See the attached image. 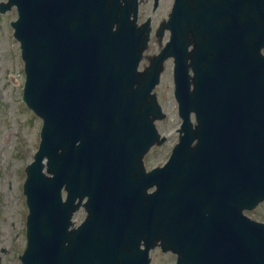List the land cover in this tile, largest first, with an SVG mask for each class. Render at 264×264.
Here are the masks:
<instances>
[{
    "label": "water",
    "instance_id": "95a60500",
    "mask_svg": "<svg viewBox=\"0 0 264 264\" xmlns=\"http://www.w3.org/2000/svg\"><path fill=\"white\" fill-rule=\"evenodd\" d=\"M120 1L8 0L24 101L43 118L22 264H149L159 240L179 264H264V224L242 215L264 201V0H175L170 41L142 72L150 29L130 20L136 0ZM171 57L183 124L169 161L147 172L144 155L166 139L152 90ZM78 195L88 218L70 230Z\"/></svg>",
    "mask_w": 264,
    "mask_h": 264
},
{
    "label": "rangeland",
    "instance_id": "374dc122",
    "mask_svg": "<svg viewBox=\"0 0 264 264\" xmlns=\"http://www.w3.org/2000/svg\"><path fill=\"white\" fill-rule=\"evenodd\" d=\"M11 23L12 21L3 20V17L0 19V180L3 184L0 197V250L6 249L4 253H0V264H19V255L22 254L26 243L24 240L26 208L21 200L20 188H17L20 186V171L24 163L11 155L15 142L11 149L12 142L9 140L4 144L3 139L8 134L7 138L12 135L16 136L20 132L27 134L35 132V137H38L37 129H34L33 132L29 129L32 126L34 128L37 118L29 108H26L23 97H21L22 92L18 86L19 83L13 81V78L21 79L23 64L20 61L17 45L14 47L16 42L12 41ZM158 51L159 46L153 39L146 54H153ZM165 68L161 85L156 91L159 102L164 112L167 113V118L162 122H157V126L162 135L168 136V140L163 147L154 148L146 156L148 169L162 165L167 161L177 140L175 131L180 124L177 103L173 96L172 61L167 62ZM18 120L26 121L28 129L27 127L22 128ZM36 145L34 144L35 147ZM9 150L11 153H8ZM8 179L12 180L13 186V190L10 192L4 187ZM254 215L260 216L264 220V205L259 206ZM4 218L6 221L3 220ZM19 233L22 235L18 236ZM169 259L157 252L153 257L152 264H165Z\"/></svg>",
    "mask_w": 264,
    "mask_h": 264
},
{
    "label": "flooded vegetation",
    "instance_id": "af4514ba",
    "mask_svg": "<svg viewBox=\"0 0 264 264\" xmlns=\"http://www.w3.org/2000/svg\"><path fill=\"white\" fill-rule=\"evenodd\" d=\"M160 1L161 2L159 4V6L155 10L154 9V3H155L154 0H143L142 3L140 4L139 10H138V14H139L138 15V23L144 24L147 21V19H150L151 24H153V26H154V33L158 29V26L160 25V23L163 22L168 17L169 10H170L171 4L173 2L172 0H160ZM149 9H150V11L154 12L153 16H150V14L146 13V11ZM0 16H1V13H0ZM2 16H4V15H2ZM9 140L12 142L11 149H12L14 142H15V144L13 147V152L11 153L9 150L8 153H11V155H13L16 159H18L24 163L22 172H23V174H25V169L28 165L31 164L33 156L36 153L35 151L37 150V148L39 146L38 137H35V134H32V133H29V134L20 133L16 136L15 135L10 136L7 139V141H5L3 143L6 144ZM34 144H37L36 147L34 146ZM21 186H22V184H21ZM2 187H3V184L0 180V197H1V188ZM4 187H5V190H7L8 192L13 190L11 179H8L6 181ZM62 191H63L62 195L64 196V199H66L67 195H66V191H64V188ZM124 193H125L124 192V182L121 181V183L119 184L118 191L114 193V196H115L118 204H120L119 200L124 199ZM78 200H79V198H77L76 203L78 202ZM83 211H84V209L81 206L79 211H78V214H77V217H78L77 222L78 223L82 222V220L84 218ZM3 220H5V218ZM12 225H13V223H12ZM157 252L166 258H168L169 256L174 258V260L169 261L165 264H174L176 262V257L173 256L172 254L168 253V254L164 255V254H162V251L159 248H157L154 251V253H157Z\"/></svg>",
    "mask_w": 264,
    "mask_h": 264
}]
</instances>
